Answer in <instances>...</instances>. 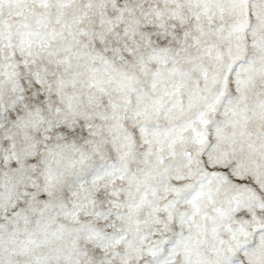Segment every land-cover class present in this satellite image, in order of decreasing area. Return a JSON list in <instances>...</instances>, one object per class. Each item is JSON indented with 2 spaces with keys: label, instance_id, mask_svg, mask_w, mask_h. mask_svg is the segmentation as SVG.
I'll return each instance as SVG.
<instances>
[{
  "label": "snow or ice",
  "instance_id": "6c2138e0",
  "mask_svg": "<svg viewBox=\"0 0 264 264\" xmlns=\"http://www.w3.org/2000/svg\"><path fill=\"white\" fill-rule=\"evenodd\" d=\"M0 264H264V0H0Z\"/></svg>",
  "mask_w": 264,
  "mask_h": 264
}]
</instances>
